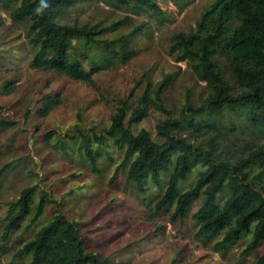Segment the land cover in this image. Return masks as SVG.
<instances>
[{"label": "trees", "instance_id": "trees-1", "mask_svg": "<svg viewBox=\"0 0 264 264\" xmlns=\"http://www.w3.org/2000/svg\"><path fill=\"white\" fill-rule=\"evenodd\" d=\"M11 1L1 4L12 19L27 23L33 67L92 85L96 73L136 55L134 36L145 32L146 24L111 38L103 32L119 30L130 16L103 29L100 23L65 22V16L78 4L95 1L162 14L157 0H45L49 7L43 12H37L41 0H15L14 7ZM169 51L206 85L198 100L188 90L179 114L165 102L173 78L168 74L137 103L121 99L108 125L76 124L64 137L68 142L58 132L49 135H55L54 145L62 151H78L95 173L105 161L119 160L112 183L122 174L139 193L153 194L155 208L169 212L172 222L193 217L196 236L215 240L217 250L226 252L250 234L244 251L251 253L264 243V0H213L195 27L172 35ZM61 102L59 94L46 93L37 113L47 116ZM153 111L162 113L158 138L148 128L137 129ZM15 124L0 118L2 131ZM7 165L0 167V181ZM197 168L195 181L183 189ZM38 191V185L24 188L7 204L0 222L4 243L17 231L41 224L18 245L13 259L21 264H111L110 257L88 247L80 222L61 208L46 218L53 201L48 192ZM253 264H264V252Z\"/></svg>", "mask_w": 264, "mask_h": 264}, {"label": "rangeland", "instance_id": "rangeland-1", "mask_svg": "<svg viewBox=\"0 0 264 264\" xmlns=\"http://www.w3.org/2000/svg\"><path fill=\"white\" fill-rule=\"evenodd\" d=\"M157 2L162 14L136 13L129 7L95 1L78 4L65 16V22L89 26L100 23L102 29L130 16L119 30L103 32L111 38L146 24L145 32L134 36L136 55L127 63L96 73L92 85L58 71L34 68L28 25L12 19L0 0V118L16 123L7 131L0 127V167L9 164L0 181V222L10 201L17 199L24 188L38 185L39 195L44 190L53 201L46 218L53 215L56 206L61 208L80 222L88 247L102 257H110L111 264H253L264 252V243L245 253L250 234L226 252L217 250L215 240L196 236L199 227L193 217L183 223L172 222L169 212L155 208L153 194L146 197L139 193L122 174L112 183L119 160L105 161L100 164L101 172L95 173L78 151H62L54 145L55 135H49L54 131L64 138L76 124L108 125L121 99L137 103L148 88L168 74L173 78L164 98L175 114L180 113L189 92L198 100L206 91L205 82L187 62L177 61L176 53L171 54L169 48L172 35L195 27L203 9L213 0ZM10 4L18 5L15 0ZM46 93L59 94L62 102L49 115L41 116L37 110ZM161 116L160 111H153L137 129L148 128L158 138L156 123ZM197 176L198 168L183 182V189ZM40 225L17 231L6 243L0 230V264H21L13 259V252Z\"/></svg>", "mask_w": 264, "mask_h": 264}, {"label": "clouds", "instance_id": "clouds-1", "mask_svg": "<svg viewBox=\"0 0 264 264\" xmlns=\"http://www.w3.org/2000/svg\"><path fill=\"white\" fill-rule=\"evenodd\" d=\"M47 7H49V5L45 2V0H41V7L37 9V12H43V10Z\"/></svg>", "mask_w": 264, "mask_h": 264}]
</instances>
